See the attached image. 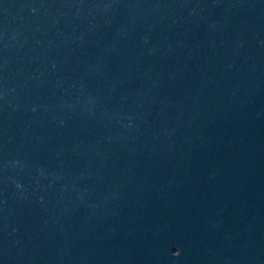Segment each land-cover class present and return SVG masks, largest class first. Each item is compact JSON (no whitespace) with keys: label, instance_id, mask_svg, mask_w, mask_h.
I'll return each instance as SVG.
<instances>
[{"label":"water","instance_id":"obj_1","mask_svg":"<svg viewBox=\"0 0 264 264\" xmlns=\"http://www.w3.org/2000/svg\"><path fill=\"white\" fill-rule=\"evenodd\" d=\"M0 264H264V0H0Z\"/></svg>","mask_w":264,"mask_h":264}]
</instances>
